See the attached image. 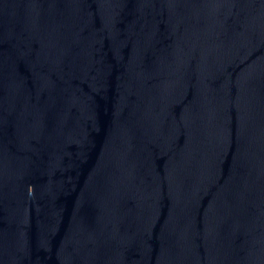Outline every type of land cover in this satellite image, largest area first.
<instances>
[{
    "label": "water",
    "instance_id": "water-1",
    "mask_svg": "<svg viewBox=\"0 0 264 264\" xmlns=\"http://www.w3.org/2000/svg\"><path fill=\"white\" fill-rule=\"evenodd\" d=\"M0 264H264V0H0Z\"/></svg>",
    "mask_w": 264,
    "mask_h": 264
}]
</instances>
